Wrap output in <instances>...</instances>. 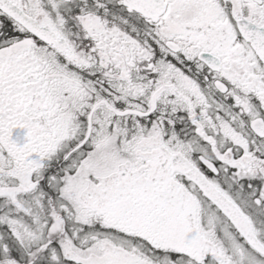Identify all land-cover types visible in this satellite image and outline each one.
<instances>
[{
	"label": "snow or ice",
	"instance_id": "obj_1",
	"mask_svg": "<svg viewBox=\"0 0 264 264\" xmlns=\"http://www.w3.org/2000/svg\"><path fill=\"white\" fill-rule=\"evenodd\" d=\"M0 264H264V0H0Z\"/></svg>",
	"mask_w": 264,
	"mask_h": 264
}]
</instances>
